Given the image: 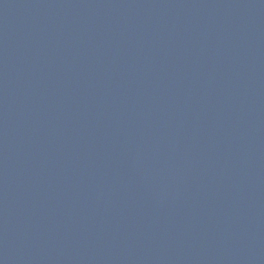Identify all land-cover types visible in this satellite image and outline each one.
Instances as JSON below:
<instances>
[{"label":"water","instance_id":"95a60500","mask_svg":"<svg viewBox=\"0 0 264 264\" xmlns=\"http://www.w3.org/2000/svg\"><path fill=\"white\" fill-rule=\"evenodd\" d=\"M0 264H264V0H0Z\"/></svg>","mask_w":264,"mask_h":264}]
</instances>
